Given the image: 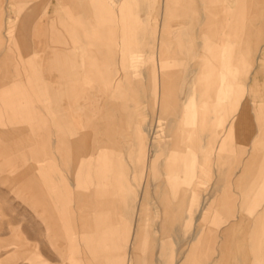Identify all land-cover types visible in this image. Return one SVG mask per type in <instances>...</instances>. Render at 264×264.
I'll return each mask as SVG.
<instances>
[{"label":"crops","instance_id":"obj_1","mask_svg":"<svg viewBox=\"0 0 264 264\" xmlns=\"http://www.w3.org/2000/svg\"><path fill=\"white\" fill-rule=\"evenodd\" d=\"M3 1L0 101L8 108L24 99L9 94L12 86L45 110L29 128L33 132L22 136L37 149L38 179L28 187L36 186L34 207L47 210V228H64L55 243L66 244V262L264 264V151L256 168V154L243 160L234 183L242 188L252 178L239 197L226 191L216 196L205 227L197 228L193 215L196 187L206 190L213 175L217 183L232 181L233 167L227 171L214 159L225 137L234 144L237 134L246 143L252 119L264 121V66H255L246 88L236 78L240 54L250 56L245 70L264 40V0H159L160 31L166 26L169 33L160 32L156 50L150 48L151 0H55L62 14L51 20L46 12L52 0H23L14 17ZM254 17L262 21L257 27ZM13 34L46 43L29 47L33 55L20 52L31 75L22 77L15 67L19 76L10 81L12 55L3 38L12 40ZM136 59L142 62L136 65ZM139 70L148 75L142 82L147 104L136 114ZM6 85L11 86L3 90ZM248 91L254 93L253 112L242 103ZM153 105L155 129L144 118L145 107L153 113ZM135 120L143 129L132 130V145L113 144L123 131L110 124ZM253 143L264 146L263 127ZM0 145L21 146V140L13 130L0 129ZM13 164L0 163V169L14 170ZM242 208L249 215H239Z\"/></svg>","mask_w":264,"mask_h":264},{"label":"rangeland","instance_id":"obj_2","mask_svg":"<svg viewBox=\"0 0 264 264\" xmlns=\"http://www.w3.org/2000/svg\"><path fill=\"white\" fill-rule=\"evenodd\" d=\"M46 2V0H40V5ZM23 5V0H4L2 4V8H5L8 13L14 17L15 12L18 7ZM151 23H152V43L151 50H156L157 48V38L160 34H166L168 31H165V26L161 27L160 31V18L162 16L161 11L159 10V0H151ZM258 6V5H257ZM256 4H251L250 12L253 16L257 14L259 9ZM25 11H30V7L25 5L23 8ZM1 10V9H0ZM62 8L59 6L57 1L52 0L49 5L46 16L49 20L58 18L62 14ZM42 9L39 8L36 13L33 14L35 20L39 18ZM142 15V12L139 16ZM138 14L135 15L136 24L138 22ZM252 22H254V26H259L262 22L258 17H254ZM2 27L1 29H3ZM140 28L136 26V37L137 30ZM142 32V31H141ZM169 33V32H168ZM154 36V37H153ZM14 34L12 35V40L5 41L3 38V44L6 46V53L8 55H12L10 58V73L8 74V78L11 81L12 79H16L18 75L15 72L14 68H18L17 71L21 73L22 77H28L31 75L30 71L23 68L21 61L19 59L20 52L28 53L30 55L34 54L33 49L28 50L29 47L34 48V44H45L46 42H42L39 39H31V38H18L13 39ZM155 41V42H154ZM137 43V42H136ZM139 47H137L138 49ZM264 48V40L260 42V47L256 51L252 63L246 65V69L243 67L249 59L250 56H246L245 54H240V61L242 63L238 66L237 71V80H241L243 86L246 88V82L248 77L254 70L255 66L261 64L264 66V53L261 54V49ZM264 52V51H263ZM247 58V59H246ZM153 63L157 58L151 59ZM139 61V62H137ZM257 61V63H256ZM142 59H136V65L141 63ZM156 64V63H155ZM154 64V65H155ZM141 65V64H140ZM139 68H137L138 70ZM0 75H2V69L0 68ZM136 89H135V111L136 114L142 111V82L143 78H147L148 75L143 74L142 70L136 72ZM154 74L153 76H156ZM87 83H85L86 85ZM146 85H149V81L147 80ZM11 86V85H10ZM6 85L3 90H7L10 87ZM139 86V87H138ZM9 89V94L13 95L14 93H22L24 95V99H18L16 104L6 108L5 105L0 101V129H4L7 133H10L13 130V133L16 137H19L21 140V146L15 145L14 147H5V145H0V163H4L7 161H12L15 169H0V264H68L66 262V258L68 256V252L65 254L61 253V250L64 245H59L55 243V239L58 236H64V228L63 227H55V228H47L45 224V219L48 217L47 210L42 209L38 210L34 206V201L37 198L36 186H30V183L35 182L38 179V171L35 168V163L37 160L36 152L37 149L35 146L31 145L30 138H22L26 133L28 135L31 134L30 127H33L40 119V116L45 115L44 108L34 104H29L27 99L26 91H16L12 89V86ZM147 92V89H146ZM252 93V96L250 94ZM264 93V92H263ZM252 100H251V98ZM254 93L253 91H248L247 96L243 97L242 103L248 104V109L251 108L250 112H253V107L251 106V101H253ZM248 101V102H247ZM247 102V103H246ZM23 107L24 113H19V107ZM25 110V111H24ZM151 110L153 113L148 110L147 106L145 107V116L147 126L155 129L158 117L156 114V107L153 105ZM263 113H264V101H263ZM13 119L16 120V123H13ZM24 119L25 121H21ZM14 120V121H15ZM252 123L254 126V131L250 133L251 137L246 140V143H240L239 137L237 134L233 136V143H230L228 137H225L224 146L220 150H217L214 154V159H220L223 162V168L228 171L230 166L233 167L232 181L229 179H224L222 182H218L211 176L209 180V184L207 189L205 190L203 185L196 187L195 189V197H194V207H193V215L195 216V226L198 228L200 226L205 227L206 224H209L208 221L212 220L210 218L211 204L216 196L223 193V191L230 192V194L236 197L240 196V193L243 188L251 181L252 177H249L245 184L241 186H237L234 181L239 177L243 160L250 156L251 154H256V161L254 162V167H257V164L261 160V156L264 151V146L259 144H254L253 141L257 134H259L260 127L264 128V121L261 119H252ZM142 121H131V122H119V123H111L110 127L112 129L123 131L122 134L126 135V132H129L128 136H123L119 133L121 137L112 138V143L116 140L118 145L121 146H129L133 143L132 130L142 131ZM263 125V126H262ZM17 127V128H16ZM21 129V131H20ZM25 129V130H24ZM28 131V132H27ZM37 131V128L34 129ZM39 131H42L40 129ZM219 131V130H218ZM236 131V129H234ZM220 132H218L219 135ZM234 133V132H233ZM249 134V133H248ZM13 140V139H12ZM74 142V144H78V139ZM106 140V139H105ZM110 140V138H107ZM21 174V177L15 176L14 173ZM227 174V172H225ZM224 173V175H226ZM229 173V172H228ZM39 181V180H38ZM41 188L45 191L46 186L41 185ZM264 191V186L261 187V191ZM261 197H264V192H262ZM264 203V201L262 202ZM262 205L258 206V209H261ZM216 212H213V214ZM239 215L247 216L249 212L247 209L242 208L239 209ZM217 218V217H216ZM215 218V219H216ZM210 227H206V230ZM182 244H185V236L182 237ZM37 254H39V261L37 259ZM252 258L249 259L251 262ZM41 261V262H40Z\"/></svg>","mask_w":264,"mask_h":264}]
</instances>
